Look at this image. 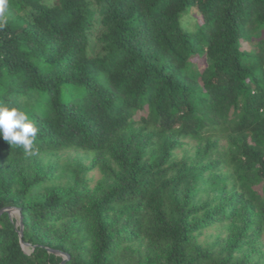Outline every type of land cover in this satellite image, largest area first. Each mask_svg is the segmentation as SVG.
<instances>
[{
	"label": "trees",
	"instance_id": "trees-1",
	"mask_svg": "<svg viewBox=\"0 0 264 264\" xmlns=\"http://www.w3.org/2000/svg\"><path fill=\"white\" fill-rule=\"evenodd\" d=\"M4 17L0 106L38 131L30 152L0 137V209L34 246L1 214L0 264H264V0H7Z\"/></svg>",
	"mask_w": 264,
	"mask_h": 264
},
{
	"label": "clouds",
	"instance_id": "clouds-1",
	"mask_svg": "<svg viewBox=\"0 0 264 264\" xmlns=\"http://www.w3.org/2000/svg\"><path fill=\"white\" fill-rule=\"evenodd\" d=\"M7 0H0V20H5ZM3 25L0 24V27ZM38 129L26 112L15 107L0 106V137L10 144L23 146L26 152L32 149Z\"/></svg>",
	"mask_w": 264,
	"mask_h": 264
},
{
	"label": "rangeland",
	"instance_id": "rangeland-1",
	"mask_svg": "<svg viewBox=\"0 0 264 264\" xmlns=\"http://www.w3.org/2000/svg\"><path fill=\"white\" fill-rule=\"evenodd\" d=\"M191 20L187 22V24H191ZM188 141V140H185ZM224 143V142H223ZM193 152V149H192ZM186 153H191V146L189 144H185L182 149H179L178 151L175 152L174 154V160H180L182 159L183 155ZM62 157H65V153H61ZM70 160L72 161H79L83 163H89L92 158L93 154L92 153H87L84 151H71L67 153L66 155ZM102 177V173L99 169H95L90 173V178L92 179V185H94L99 178ZM218 233L217 228L211 229V230H206L205 233L202 236V240H208V239H213L216 234Z\"/></svg>",
	"mask_w": 264,
	"mask_h": 264
},
{
	"label": "water",
	"instance_id": "water-1",
	"mask_svg": "<svg viewBox=\"0 0 264 264\" xmlns=\"http://www.w3.org/2000/svg\"><path fill=\"white\" fill-rule=\"evenodd\" d=\"M5 212L9 213L14 218L16 225L19 227V234L21 238V244L23 245V247L34 248L33 245L23 240L24 223H23L21 208L16 207V206H8V207H3L2 209H0V215ZM49 250L59 253L64 257L60 264H64L70 258V254L67 252L58 251V250H54L51 248H49Z\"/></svg>",
	"mask_w": 264,
	"mask_h": 264
}]
</instances>
